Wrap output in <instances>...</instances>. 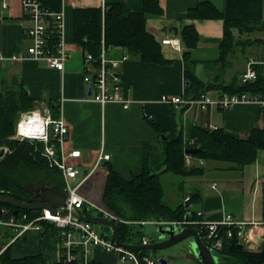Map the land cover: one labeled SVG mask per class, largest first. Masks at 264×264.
Listing matches in <instances>:
<instances>
[{"label": "crops", "instance_id": "obj_1", "mask_svg": "<svg viewBox=\"0 0 264 264\" xmlns=\"http://www.w3.org/2000/svg\"><path fill=\"white\" fill-rule=\"evenodd\" d=\"M158 1L162 13L146 15L147 29L157 39L161 40L166 36L179 38L182 25L192 24L197 30L199 40L191 48L185 47L180 40V50L162 43L163 55L172 59L168 64L144 62L137 56L129 55L124 48L113 47L112 55L116 57L121 53L128 54L127 60L119 68L122 76L121 92L124 97L132 100L130 105L124 108L116 101L101 104L88 97L82 80L84 52L82 47L72 40L73 9L102 8L109 3L119 2L125 12L142 11V0H66L64 37L70 55L63 70L49 67L41 59L11 58L12 55L24 52L28 44L26 29L30 22L23 14L21 0H0V91L22 87L34 101L29 110H42L43 107L49 108L51 104L56 105L57 115L61 114L68 128L64 148L80 150V157L70 161L79 164L82 173L92 170L82 183L80 191L84 197L98 203H102L108 169L111 168L123 179H130L141 171L143 144L156 143L161 138L149 124L148 117L156 122L168 137L172 138L182 132L185 139L189 128L195 124L221 127L230 135L241 136L246 135L253 126H259L264 120V114L256 103H238L223 110L213 106L202 110L182 103L170 104L160 100L162 94L183 95L181 55L186 50L189 51L190 58L196 61L194 73L203 81L227 82L234 77L239 79L246 69L247 62L261 61L264 54V0H209L222 11L226 20L258 24V29L253 31L239 32L235 27L231 29L236 45L223 62L217 61L223 21L186 17L187 10L201 0ZM100 151L109 154V158L95 165ZM168 173L164 172L159 176L163 191L165 187L162 177L168 176ZM195 179L196 176L181 179L168 176L164 179L178 191L176 193L173 190L168 194L169 204L185 206L187 202H184V197L198 191L197 200L189 202L190 209L201 210L205 219H220L224 214L223 204H226L223 191L211 195L201 194ZM72 180L76 178L70 179ZM185 185L188 187L187 191L184 194L179 193V189ZM211 185L216 187L215 183L209 184L210 191H214ZM197 203L199 205L195 206ZM263 209L264 202L261 200L257 213L252 211L249 217L239 218L259 220L264 216ZM231 214L235 215L233 212ZM145 223L150 226L142 229L143 237L153 240L145 230L149 233L156 232V225L150 221ZM1 227L0 248L8 246L11 256L21 257L40 252L44 264H53L59 260V241L53 227L45 224L40 229L29 228L16 237L14 230ZM257 230L259 233L262 231ZM10 232H14V235H10ZM177 247L175 245L165 250L173 254V258L168 259L166 264H202L193 254L182 252ZM163 252H155V255L158 257ZM89 259L94 264H131L121 263L113 253L95 247L90 249Z\"/></svg>", "mask_w": 264, "mask_h": 264}, {"label": "trees", "instance_id": "obj_2", "mask_svg": "<svg viewBox=\"0 0 264 264\" xmlns=\"http://www.w3.org/2000/svg\"><path fill=\"white\" fill-rule=\"evenodd\" d=\"M49 10H58L60 0H39ZM162 8L158 0H142V11L125 12L123 5L112 2L101 7H78L73 9L72 40L79 44L83 51H89L98 56L101 39L104 45L124 48L129 55L137 56L148 63L168 64L172 61L163 55L161 41L147 29L146 15H159ZM191 19H221L223 21L222 38L219 42V56L217 61L223 62L232 50L236 41L231 29L239 32L258 29L254 22L226 20L222 11L209 0H201L186 12ZM51 28V27H50ZM50 39L55 38L50 31ZM179 38L185 47L195 46L199 40L197 30L192 24L182 25ZM183 62V96L196 98L201 93L210 90L228 93L252 92L264 94V63L259 61L252 64L255 71L253 79L241 82L234 77L224 82L219 80L203 81L194 73L195 60L190 58L189 51L182 52ZM34 101L25 90L4 89L0 91V147L5 153L0 157V195L35 196L30 185L43 180L47 184L65 193V181L61 170L50 165L42 154L43 142L37 140L12 138L16 121L21 111L33 107ZM53 117L57 116L56 105H49ZM151 127L161 137L158 142L143 144V159L141 171L126 180L111 168L108 169L103 193L102 204L118 215L124 221L117 222L120 239L125 243H140L143 237L141 221H178L183 219L186 205L172 206L164 199L160 174L172 173L179 177L199 176L204 173L202 164L186 165L184 149L190 146L196 149L189 153L196 159L209 161H226L234 163L238 168L255 161L257 152L264 149V134L258 125L253 126L246 135L234 136L223 131L221 127H209L199 124L192 125L185 139L182 132L168 137L159 125L148 118ZM39 188V191H40ZM32 194V195H30ZM199 197L198 191L189 194L188 202H194ZM0 217L12 213L13 206L0 202ZM25 212L29 217L36 216L38 209H18V213ZM264 215V209L262 211ZM191 218L196 217L192 210ZM43 223V222H42ZM105 234L110 232L108 226H103ZM197 227V226H195ZM227 226H219L218 234L222 237L220 249L213 251L218 257V264H264V241L260 249H248L238 242L235 231L226 236ZM55 228L53 227V230ZM56 230V229H55ZM202 235L204 232L198 228ZM73 264H83L80 251ZM138 254H148L147 250L137 251ZM0 264H44L42 254L36 252L21 257L11 256L8 246L0 253ZM53 264H69L63 258ZM87 264H94L91 259Z\"/></svg>", "mask_w": 264, "mask_h": 264}, {"label": "built area", "instance_id": "obj_3", "mask_svg": "<svg viewBox=\"0 0 264 264\" xmlns=\"http://www.w3.org/2000/svg\"><path fill=\"white\" fill-rule=\"evenodd\" d=\"M65 1L60 0V8L58 10H49L39 0H21L23 14L30 22L26 29L28 44L24 48V52L12 55V59L23 57L36 60L41 59L49 67L57 70L64 69L65 62L70 55L65 45L64 37ZM103 9L104 6L102 7ZM50 31L53 32V36L55 37L53 42L50 39ZM160 41L176 50L181 49V42L178 37L166 36L161 38ZM112 50L113 47L104 45L101 39V48L98 56H93L90 52L83 51L82 80L90 99L101 104L116 101L126 108L132 100L124 97L121 92L122 76L119 68L127 60L128 54L121 53L120 56L116 57L112 55ZM261 62L264 63V54ZM253 63H255L253 60L247 62L244 73L239 77L241 82L254 78ZM210 92L212 90L201 93L196 98L162 94L160 100L170 104L182 103L186 106H194L202 110L212 106L223 110L238 103H256L264 114V94L252 92L228 93L214 90V94L211 95ZM35 112H38L41 116L40 119L35 120L38 123V131L32 133L25 132L21 128V122L29 121L30 116ZM30 124L31 127H36L33 123L30 122ZM259 127L264 134V120L260 123ZM17 129L21 131V135L17 134ZM67 132V124L61 114L59 113L56 117H53L47 107H43L42 110L37 108L36 110H26L19 113L15 132L11 137L19 140L29 139L43 142L42 154L47 158L50 165H55L61 170L65 181V201L63 205L55 207L54 211L47 207L39 209L40 212L34 217H29L25 212L18 213L17 211L16 214L10 213L8 216L0 217V226L9 227L14 230L16 232L15 237L21 235L29 228L40 229L45 224L54 227L59 241V260L63 258L69 264H73L77 258V249L80 251L83 264H87L92 247L113 253L121 263L162 264L157 256L152 257L149 254L140 255L136 250L117 243L111 238V232L108 234H105L102 230L98 232L95 230L93 223L81 218V215L91 214L89 213L90 211H95L97 215L111 219L116 223L124 221L102 203L88 199L81 193L80 187L91 174L92 170L82 173L80 165L74 161H70V159L79 158L81 154L79 149L67 150L64 148L63 143ZM107 158H109V154L100 151L95 165ZM184 161L186 165H191L193 162L198 164L204 162L203 159H196L189 153H184ZM81 173L82 176H80ZM74 178L76 180L70 181V179ZM211 187H214V185H211ZM260 196L264 202V182L260 186ZM188 200L189 195L184 197V202H187V204L182 220L150 222L155 225L159 223L164 225L173 224L179 227L197 226V229L199 228L201 232H204L203 240L212 252L220 249L222 244L221 235H217L218 227L220 225L227 226L226 236H231L233 231H235L240 244L248 249H256L255 235L260 236L264 232V216L259 220H244L226 212L218 220H208L202 217L201 210H197L195 211L196 217L191 218L192 210L190 209ZM0 211L5 212L3 208ZM141 223L145 222L141 221ZM257 229L262 231L259 233ZM148 241V239L142 237L141 242L146 243ZM4 248L5 246L0 248V253Z\"/></svg>", "mask_w": 264, "mask_h": 264}, {"label": "water", "instance_id": "obj_4", "mask_svg": "<svg viewBox=\"0 0 264 264\" xmlns=\"http://www.w3.org/2000/svg\"><path fill=\"white\" fill-rule=\"evenodd\" d=\"M89 93V92H88ZM30 113V112H27ZM17 134L21 135V131L17 129ZM161 137L166 138L164 134ZM196 149L187 146L184 149L185 153H192ZM5 148L0 147V157L5 153ZM65 201V193L56 190L51 186H44L35 196L15 195H0V202L8 203L13 206L12 214H16L18 209H41L47 207L55 210V207L63 205ZM81 218L93 224L108 226L111 232V238L117 243L137 251L153 250L156 252L164 251L158 256L162 264H166L168 259L173 258V254L165 252V250L177 245L178 250L193 254L202 264H216V256L210 247L202 239L200 231L196 227H179L173 224H156L157 236L153 240L146 243H125L118 233V225L111 219L102 217L97 214H83ZM256 249H260L264 241V232L260 236H256Z\"/></svg>", "mask_w": 264, "mask_h": 264}, {"label": "rangeland", "instance_id": "obj_5", "mask_svg": "<svg viewBox=\"0 0 264 264\" xmlns=\"http://www.w3.org/2000/svg\"><path fill=\"white\" fill-rule=\"evenodd\" d=\"M211 95L214 94V91L210 92ZM41 109V108H40ZM19 117V115H18ZM18 120V118H17ZM204 173L202 175L196 176L195 184L198 185L201 194L211 195L216 194L215 192L223 191V196L226 200V204H223V212H233L236 217H249L250 213L253 211L257 213L258 206L260 205L261 196H260V186L261 180L264 178V149L257 152V156L254 162L245 164L240 169L234 163L226 161H209L205 160L203 163ZM168 176L173 178L181 177L176 176L172 173H168ZM163 176L164 181V199L170 203L168 194H171L173 190L177 191V188L166 180L167 177ZM215 183L214 191H210L209 184ZM47 184L43 180H37L33 182L30 187L32 193H38L40 186ZM192 188V187H191ZM190 188V189H191ZM188 187L185 185L183 188L179 189V193L184 194L187 191ZM192 191V190H190ZM32 195V194H30ZM31 197V196H30ZM253 199V202H252ZM253 203V204H252ZM199 203L195 204L198 206ZM91 214H96L95 211H90ZM234 215V216H235ZM150 226L149 224H143L142 229ZM1 227V226H0ZM2 228V227H1ZM0 228V229H1ZM96 231L100 232L104 227L100 224H94ZM145 233L151 237L156 238V232L151 231L150 233L145 230ZM10 235H14V232H10ZM1 240V239H0ZM244 246V245H243ZM148 254L152 257H156L153 250H147ZM16 253V252H15ZM216 256V255H215ZM218 257L216 256V264H218Z\"/></svg>", "mask_w": 264, "mask_h": 264}, {"label": "bare ground", "instance_id": "obj_6", "mask_svg": "<svg viewBox=\"0 0 264 264\" xmlns=\"http://www.w3.org/2000/svg\"><path fill=\"white\" fill-rule=\"evenodd\" d=\"M89 52V51H88ZM41 118V116L39 115V113L38 112H35V113H33L31 116H30V118H29V121H22L21 122V128L22 129H24V131L25 132H37L38 131V123H36V119H40ZM28 122V123H27ZM30 122L31 123H33L34 124V126H36V127H31V124H30ZM35 129V130H34ZM31 135V134H30Z\"/></svg>", "mask_w": 264, "mask_h": 264}]
</instances>
